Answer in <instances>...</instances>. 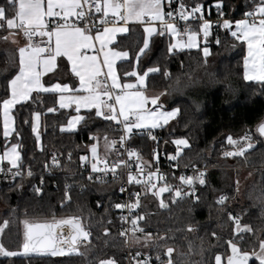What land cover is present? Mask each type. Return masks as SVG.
<instances>
[{"label":"snow or ice","instance_id":"obj_1","mask_svg":"<svg viewBox=\"0 0 264 264\" xmlns=\"http://www.w3.org/2000/svg\"><path fill=\"white\" fill-rule=\"evenodd\" d=\"M173 4L176 5L175 9L172 8ZM253 4L254 7L243 13L244 18L235 21L224 19L223 11H219L218 16L221 19L216 22V26L226 29L231 37L246 45L243 80L264 84V0H253ZM213 6L222 9L223 0H214ZM9 9L13 11L10 13ZM190 20L198 22L196 30L190 26L183 30L178 28V21L187 25ZM130 25L142 27L141 39L135 42L134 51L118 50L116 45L119 41L116 38L119 34L130 33ZM212 27L213 22L204 18L203 5L196 2L189 6L185 0H3V3H0V30L6 31L7 35L0 39L17 44V47L9 56L5 67L0 69V75L5 81L4 96L0 98V124L5 140L4 150L0 153V174L6 179L10 177L12 183L24 174L21 171L20 145L8 143L14 134L19 139L13 111L17 105L41 103L37 99L41 93L55 95L54 106L47 107V113L74 107L75 114L67 117L66 124L60 125L61 132H73L78 125L87 123L89 116L81 114L82 109L88 110L89 114L94 110L95 117L121 125L122 134L118 141L109 140L105 135L106 153L116 151L117 144L124 148L125 142L131 139L134 132H147L150 139L156 140L152 130L167 125L178 116L180 109L165 108L162 98L170 95L167 88L149 91L150 75L162 73L164 79L168 80L171 79V73L159 66L141 67V59L149 49L154 36L167 35L171 39L167 45L168 54L183 49L199 48L203 63L206 65L207 57L211 55L206 44L211 36ZM17 33L24 40L22 45H19L16 39ZM200 37H203L205 42L203 47L198 43ZM215 43L220 44L218 37ZM92 50L96 51L95 55L89 54ZM58 58H66L71 73L78 78V85L59 81L46 85L42 82L45 73L53 72L57 68ZM117 61L128 62L130 70L123 71L122 75L118 73ZM175 90H180L178 78ZM40 116L39 111L31 112V131L35 135L38 149L41 148V136L38 131ZM255 132L259 134V138L264 139V119L256 124ZM89 139L98 140L92 135ZM225 142L231 150H222L223 158L246 159V153L254 150L256 146L248 129L235 138L228 134ZM171 143L176 146L175 154L169 153L168 159L175 162L178 161L183 149L189 148L190 144L184 137L173 139ZM125 152L127 159H121L122 153L116 151V158L110 163L109 155L101 157L97 143L93 142L87 146L88 154L79 156V163L88 170L89 175L86 179L90 182L106 184L109 177L113 181L119 180L121 170L126 168L128 169L126 181L121 183L119 192L125 193L127 186L141 187L140 192L129 194L127 202L115 204L109 202L111 207L121 213L127 211V215L122 214L119 217L122 223L130 224L129 228L119 232V236L124 238V244L127 246L130 243L147 249L143 253L136 251L135 256L131 257L130 264H153V261L155 264H178L177 260L173 259L174 253L177 257L188 258V264H202L204 254L211 250V246L209 249L204 248L202 239L198 250H194L192 242L188 240V251L180 252L166 243L167 240L174 239V236L167 233L153 236L152 232L145 231L140 226V222L145 220V214L134 213L140 210L141 195L150 194L156 198L161 209H168L170 204H176L184 199L199 203L200 197L196 189L197 185L207 186L206 172L192 165L193 175L181 174L178 177V184H169L158 168L145 172V168L150 169L151 164L143 161L135 149H126ZM153 161H158L155 151ZM4 162L8 165L7 172L2 167ZM52 164L59 166L55 154L52 156ZM172 166L177 167L176 164ZM133 167L135 172L132 171ZM27 175L32 176L30 169ZM234 187L235 191L239 192L238 179L234 181ZM41 191L40 187L34 188L37 195ZM70 191L71 186L65 185L61 207L65 203H71ZM164 194H167V200L163 198ZM228 199L226 194L221 193L215 198L214 203L223 208ZM257 199L261 201L260 216L264 218V193ZM96 206L98 208L102 206L99 200ZM246 211L225 213L231 231V238L225 241L228 254L225 260L217 251L214 255V264H249L251 259L257 264H264V238L258 239L256 244L251 246V251L242 250L240 246L244 243L246 234L264 233V227L253 229L251 222H243L242 217ZM91 215L89 213V218ZM84 219L81 214L53 218L45 222L22 220L24 232L20 251L7 250L0 244V256L37 254L81 257L86 264H93L89 257L94 255L95 249L91 243L90 225H87ZM7 223L4 221V224L0 225V231ZM200 227L206 225L187 223L184 229L177 231L195 233ZM103 235H110L107 227L103 229ZM210 236L217 241L222 239L216 230H212ZM193 255H199L201 261L190 259ZM98 264H118V261L114 257H107L100 259Z\"/></svg>","mask_w":264,"mask_h":264},{"label":"trees","instance_id":"obj_2","mask_svg":"<svg viewBox=\"0 0 264 264\" xmlns=\"http://www.w3.org/2000/svg\"><path fill=\"white\" fill-rule=\"evenodd\" d=\"M189 6L193 3H201L205 9L204 17L212 19L219 17L214 11H223L224 17L235 21L243 17V13L254 7L253 0H223V8L216 9L214 0H185ZM3 3V0H0ZM175 4L172 8L175 9ZM13 9H9L11 13ZM220 18V17H219ZM193 30L198 28L197 21H190ZM130 33L118 36V50H135V42L141 39L142 27L130 25ZM6 35V31L0 30V37ZM219 38L220 44L215 43ZM169 37L154 36L146 54L141 59V67L159 66L166 68L171 73V79L165 80L162 73L152 74L148 78L149 90L160 91L168 89L170 95L163 97L165 108L178 107V116L167 125L152 130L156 140L149 138L147 132L133 133L128 145L140 153L143 159H152L153 152L170 153L174 151L173 139L187 138L189 148L183 149L178 158V165L185 166L196 164L204 165L207 169V186L197 185L199 203L190 199L170 204L168 209L162 210L158 206L156 198L142 195L140 198V212L145 214V220L140 224L153 231L156 236L167 233L174 239L167 240V244L187 252V241L192 242L194 250H198L203 240V246L207 251L202 264H214V255L218 251L226 260L228 250L225 241L231 238L230 222L226 212L234 213L247 210L243 215V222H251L253 229L264 227V218H261V201L257 199L264 193V139L259 138L255 132V126L264 119V84L257 81L243 80V58L245 45L228 34L226 29H221L213 22L211 36L206 46L210 48L211 55L207 57V64L203 63L202 53L199 48L183 49L167 53ZM205 45H200L203 47ZM16 49L9 41L0 39V69L5 67L9 56ZM63 60L59 59L55 73L44 77L48 83L55 79L58 68ZM118 73L130 70L128 62L117 64ZM177 78L180 82V90L176 89ZM3 76L0 75V98L4 96ZM35 96V94H33ZM37 99L41 103H25L17 105L13 111L15 128L19 133V139L15 134L9 138L8 143L15 141L20 145L21 169L28 167L32 176L27 172L21 178L12 182H3L0 185V200L4 204L0 212V225L7 221V225L0 231V244L7 250L20 251L23 243L24 226L22 220L51 221L53 218H61L70 215L83 216L84 222L90 225L91 243L94 246V255L89 259L93 264H98L100 259L114 257L118 264H126L124 239L119 236V219L111 204L117 198L116 188L121 179L106 184L93 183L86 179L88 170L79 163V156L87 153V146L95 141H90L89 136L98 138L99 150L109 156H114V151L106 153L105 146L99 143L119 134L118 124L106 121L94 116L88 111L82 112L89 116L87 123L78 125L73 132H61V124H65L67 117L72 115L71 109H61L55 113H47V107L54 106L55 95L41 93ZM39 111L41 148L36 147L35 135L31 131V112ZM27 121V123L25 122ZM248 129L256 146L254 150L246 153V159L240 157L223 158L221 151L225 148V137L232 134L233 137L242 135ZM5 140L0 124V148ZM223 146V147H222ZM69 153L71 159L69 160ZM55 154L59 160V166H53L52 156ZM47 165V167H45ZM244 172V182L235 191L234 181ZM251 173V175H249ZM65 185L71 186V203H65L63 192ZM35 187L42 189L37 195ZM226 194L229 199L221 208L214 203L215 198ZM167 200V195L163 196ZM101 207H97V201ZM111 201V204L109 203ZM191 209V211H189ZM89 213L91 217L89 218ZM111 223H108V221ZM187 223L206 225L200 227L195 233L178 232L184 229ZM222 226V227H221ZM107 227L110 235H103V229ZM171 229V231H169ZM212 230L222 236L220 241L210 236ZM185 237L187 239H185ZM264 238V233L256 235L246 234L242 250L251 251L252 245L258 239ZM107 241V243H105ZM135 249L147 251L142 246H134ZM154 256L155 253H149ZM178 264H188V258L177 257L173 254ZM192 260L201 261L199 255L190 257ZM0 264H86L81 257H53L40 256H0ZM250 264H257L251 259Z\"/></svg>","mask_w":264,"mask_h":264},{"label":"built area","instance_id":"obj_3","mask_svg":"<svg viewBox=\"0 0 264 264\" xmlns=\"http://www.w3.org/2000/svg\"><path fill=\"white\" fill-rule=\"evenodd\" d=\"M203 10L205 12L204 7H203ZM214 13L217 14L218 12L217 11H214ZM223 18L230 20V18H228V17L227 18L226 17H223ZM242 18H244V16ZM219 19H221V18L216 17V18H213V20L212 19H209V20H211L212 22H217ZM190 21H195V20H190ZM190 21L188 22L187 25H185V23H183V22H179L178 21L177 22V26L181 30H183L186 26H190L191 27V22ZM230 21H232V20H230ZM121 128H122V126L121 125H118L116 129L119 132V134L116 135V136H111L109 138V140L115 139V140L118 141L119 136L122 134L121 131H120ZM225 141H226V137H225ZM225 146L226 147L223 148L224 151L231 150V148L229 146H227V144ZM175 148H176V146L174 145V151L173 152H170L171 154H175ZM126 149H133L132 147H130L128 145V141L125 142L124 148H120L118 144L116 145V151H119V152L122 153V155L120 157L121 159H127L126 152H125ZM116 151H114V152L116 153ZM168 154L169 153H163V152L156 154L158 156V161H153V158L152 159H143V161L149 162L151 164V168L149 169V168L146 167L145 168V172H147L149 170L155 171L158 168L159 172L165 175V179H166L167 183H169V184H178L179 183L178 177L181 174H185V175H193L194 174V169H193L192 165H195V168L196 169H200V170H204V171L207 169L204 165L198 166L196 164L180 166V165H178L177 161H175V162L169 161ZM109 157H110L109 162L111 163V161L116 158V155L109 156ZM173 164H176L177 167L173 168V166H172ZM2 167L4 168L5 172H7L8 165L5 162L3 163ZM21 171L23 173H26L28 171V167H25L24 170L21 169ZM127 171H128V169H126V168L121 170V180H120V182H119V184H118V186L116 188L117 198H116V200L112 204L120 203V202H127L129 200V198H130L129 197V194L130 193H132V192H140L141 191V187L140 186H127V191L125 193H120L119 192L118 189L121 186V183L124 182V181H126ZM132 171L135 172V167L132 168ZM88 175H89V172H88ZM10 181H11V178L10 177H8L6 179L4 175L0 174V185L3 182H10ZM112 181L113 180H111V178L109 177V180H108L107 183H110ZM112 209L114 211H116V213L118 215V219H119L120 215H122V214L127 215V211L126 210H125L124 213H121L119 210H116L113 207H112ZM134 214L135 215H140L141 212L139 210V212H136ZM140 226L143 227L141 224H140ZM129 227H130V224H128V223H122L120 221V219H119L118 232H120L122 229H127ZM143 228L145 229V231L152 232L153 234H155L153 231H150L149 229H146L145 227H143ZM65 234H67V230H66ZM124 246H125V259H126L125 262H126V264H130L131 257L135 256L136 251H138L139 249H135L134 248V245H131L130 243L127 246L124 244ZM139 251H141L142 253L144 252L142 250H139ZM140 258L142 259L143 256H141ZM153 264H155L154 261H153Z\"/></svg>","mask_w":264,"mask_h":264},{"label":"crops","instance_id":"obj_4","mask_svg":"<svg viewBox=\"0 0 264 264\" xmlns=\"http://www.w3.org/2000/svg\"><path fill=\"white\" fill-rule=\"evenodd\" d=\"M6 35H7V32H6ZM120 35H123V34H119L118 36H120ZM118 36H117V37H118ZM167 37H169V36H167ZM16 39H17L19 45H22V44L24 43V40H23V38L20 36L19 33H17ZM185 40H186V37H185ZM9 42H10V41H9ZM170 42H171V39H170V37H169V43H170ZM10 43H11V42H10ZM198 43H199V45H205V42H204V40H203V37H200V38H199ZM11 44H12L13 46L17 47V44H14V43H11ZM110 46H111V45H110ZM98 47H99V45H97V48H98ZM89 54L95 55V54H96V51H95V50H92ZM245 54H246V45H245ZM59 59H62L63 62H62V65L60 66V68H58V72L55 74V79L52 80V81H50V82H48V83H45V81H43V79H44L45 76H47V75H49V74H53V73H55V71L57 70V68L54 69L53 72L45 73V75L42 77V82H44L46 85H47V84H50V83H53V82H57V81L62 82V83H69V84H76V85H78V83H79L78 78H75L74 75L71 73V71H70V66H69V64H68V62H67V60H66V58H58V59H57V65H58V61H59ZM118 63H120V61H117V64H118ZM57 67H58V66H57ZM149 91H154V90H149ZM69 109H71V110L73 111L72 115L75 114V112H74V107L69 108ZM66 110H68V109H66ZM84 111H88V110H84V109H82V110H81V114H82V112H84ZM173 120H174V119H173ZM66 123H67V121H66ZM66 123H65V124H66ZM157 129H158V128H157ZM134 133H136V132H134ZM98 152H99V154L101 155V157H103V156L106 155L103 151L99 150V146H98Z\"/></svg>","mask_w":264,"mask_h":264},{"label":"rangeland","instance_id":"obj_5","mask_svg":"<svg viewBox=\"0 0 264 264\" xmlns=\"http://www.w3.org/2000/svg\"><path fill=\"white\" fill-rule=\"evenodd\" d=\"M171 108V107H170ZM170 108H166V109H170ZM173 120H170L169 121V123H171ZM39 125H40V120H39ZM38 131L40 132V126H39V129H38ZM252 135V134H251ZM11 138V137H10ZM253 141L255 142V144H256V140L254 139V137H253ZM96 143H97V141H95ZM11 143H16L15 141H12V142H10L9 144H11ZM99 145H104L105 146V142H103V143H99ZM3 150H4V146L3 147H1L0 148V153H2L3 152ZM20 151V150H19ZM6 164H7V162H5ZM242 173H240V175H239V178H238V180H239V188L241 187V185H242V183L244 182L243 180H244V172H243V170L241 171ZM3 208H4V204L2 203V201L0 200V212L3 210ZM38 256H40V255H38ZM50 256V255H49Z\"/></svg>","mask_w":264,"mask_h":264},{"label":"water","instance_id":"obj_6","mask_svg":"<svg viewBox=\"0 0 264 264\" xmlns=\"http://www.w3.org/2000/svg\"><path fill=\"white\" fill-rule=\"evenodd\" d=\"M5 145V143H4ZM167 195V194H164V196ZM158 202V201H157ZM162 210H165V209H162ZM35 222H45V221H35ZM28 256H38L37 254H30ZM251 261V260H250ZM250 261H249V264H250Z\"/></svg>","mask_w":264,"mask_h":264},{"label":"bare ground","instance_id":"obj_7","mask_svg":"<svg viewBox=\"0 0 264 264\" xmlns=\"http://www.w3.org/2000/svg\"><path fill=\"white\" fill-rule=\"evenodd\" d=\"M65 232H66V230H65Z\"/></svg>","mask_w":264,"mask_h":264}]
</instances>
